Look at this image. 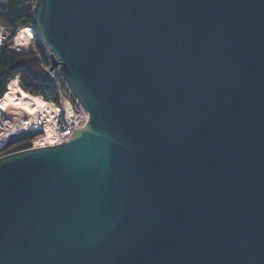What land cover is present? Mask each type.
<instances>
[{"label": "water", "instance_id": "95a60500", "mask_svg": "<svg viewBox=\"0 0 264 264\" xmlns=\"http://www.w3.org/2000/svg\"><path fill=\"white\" fill-rule=\"evenodd\" d=\"M88 122L0 155V264H264V0H35Z\"/></svg>", "mask_w": 264, "mask_h": 264}, {"label": "built area", "instance_id": "2783aa9c", "mask_svg": "<svg viewBox=\"0 0 264 264\" xmlns=\"http://www.w3.org/2000/svg\"><path fill=\"white\" fill-rule=\"evenodd\" d=\"M31 32L32 28L24 51H31L39 55L42 70L48 75L49 80L53 82L56 101H49V108L36 111L31 118H20L19 116L8 114L6 110L0 109V139L2 138L0 150L3 149L9 137L25 131L41 132V136L31 142V147H34L35 141L45 139L48 135L54 138V145L60 144L68 140L77 128L84 126L89 120L88 115L76 102L59 74V61L54 54L43 45L40 53L37 52L35 46H31ZM10 35L11 30L0 22V48L6 45L9 48L13 47L18 52H22L14 47L11 42H8ZM14 79L19 84L18 76H15ZM4 135L6 136L5 138H3Z\"/></svg>", "mask_w": 264, "mask_h": 264}, {"label": "trees", "instance_id": "16d2710c", "mask_svg": "<svg viewBox=\"0 0 264 264\" xmlns=\"http://www.w3.org/2000/svg\"><path fill=\"white\" fill-rule=\"evenodd\" d=\"M35 0H6L5 6H0V22L11 30L8 42H12L18 30L31 26L32 6ZM34 46L38 53L42 51V44L32 31ZM37 66L40 74H35L33 67ZM18 76L20 87L30 94L42 96L47 101H56L53 82L42 70L38 54L21 53L8 47L0 48V98L6 90L7 83ZM41 136L40 131H25L12 135L6 142L0 155L31 147V142Z\"/></svg>", "mask_w": 264, "mask_h": 264}, {"label": "bare ground", "instance_id": "6f19581e", "mask_svg": "<svg viewBox=\"0 0 264 264\" xmlns=\"http://www.w3.org/2000/svg\"><path fill=\"white\" fill-rule=\"evenodd\" d=\"M30 31L31 27L29 26L22 27L18 30L12 45L18 48L19 51H24L26 45L28 44ZM49 107V101L40 95L34 96L28 93L17 84L16 79H11L7 83L6 90L0 98V109L6 110L8 114L19 116L20 118H31L36 111ZM5 137L6 136L4 135L3 138ZM1 141L2 138L0 139V142ZM54 144V138L48 135L45 139L35 141L33 145L34 147H41Z\"/></svg>", "mask_w": 264, "mask_h": 264}, {"label": "rangeland", "instance_id": "374dc122", "mask_svg": "<svg viewBox=\"0 0 264 264\" xmlns=\"http://www.w3.org/2000/svg\"><path fill=\"white\" fill-rule=\"evenodd\" d=\"M6 5V0H0V6H5ZM29 27H31V26H29ZM32 28V27H31ZM32 33V32H31ZM17 34V33H16ZM15 38V37H14ZM14 40V39H13ZM9 41V40H8ZM13 42V41H12ZM11 42V43H12ZM31 46H34V41H33V35H32V41H31ZM4 47H8V46H4ZM9 48V47H8ZM10 49H12V50H14V48L12 47V48H10ZM14 51H16V50H14ZM18 52V51H17ZM21 53H32L31 51H29V52H25V51H22ZM35 54V53H34ZM33 71H34V73L35 74H40V72H39V69H38V67L37 66H34L33 67ZM15 78V77H14ZM13 78V79H14ZM19 82V81H18ZM19 85V84H18ZM20 86V85H19ZM31 95H34V94H31ZM34 96H37V94H35ZM36 140V139H35ZM6 145V144H5ZM5 145H4V147H5ZM3 147V148H4ZM3 150V149H2ZM2 150H0V152L2 151Z\"/></svg>", "mask_w": 264, "mask_h": 264}]
</instances>
